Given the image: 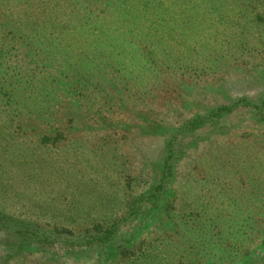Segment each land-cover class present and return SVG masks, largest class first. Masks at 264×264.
<instances>
[{
    "label": "rangeland",
    "instance_id": "374dc122",
    "mask_svg": "<svg viewBox=\"0 0 264 264\" xmlns=\"http://www.w3.org/2000/svg\"><path fill=\"white\" fill-rule=\"evenodd\" d=\"M6 1L5 11L11 14L12 23L31 37L35 0ZM199 1L179 0L178 22L168 26L180 33L178 51L185 52L197 66L185 72L186 78L147 88L145 106L127 99L117 81L108 78L103 86L117 99L100 118L63 100L54 105L62 119V128L56 131L45 130L29 117L17 118L16 131L10 134L11 147L2 157L6 173L0 177V213L12 218V225L36 227L37 233L45 234L42 238L56 241L19 250L9 242L10 232L0 231V264H134L128 255L183 232V224L191 217L182 218L183 213H190L183 209L184 204L206 181L215 192V181L210 178L221 176L220 166L236 181L263 179L264 113H260L254 117L256 122L237 123L227 135L209 136L208 129L186 134L191 143L174 161L165 204L150 214L149 207L135 210V204L143 203H138V197L151 195L153 183L158 181L172 129L202 114L204 106L227 105L240 97L252 99L264 91V0ZM188 10L203 13L194 25L184 20ZM23 12L31 19L23 17ZM193 26L198 27L197 34ZM203 37H207L203 44L213 45L208 52L197 46ZM2 48L3 65L28 92L35 90V76L40 74L35 67L39 64L35 39L22 43L0 37ZM154 56L145 51L150 61ZM174 71L183 74L182 69L172 67V71H161L159 80L175 76ZM230 120L235 123L236 119ZM57 131L62 138L53 143ZM44 136L51 142L42 147ZM112 228L110 240L99 247V238ZM253 239L252 249L245 253L234 249L229 254L227 250L226 264H264L261 217L255 219ZM111 253L117 255L110 258Z\"/></svg>",
    "mask_w": 264,
    "mask_h": 264
},
{
    "label": "trees",
    "instance_id": "16d2710c",
    "mask_svg": "<svg viewBox=\"0 0 264 264\" xmlns=\"http://www.w3.org/2000/svg\"><path fill=\"white\" fill-rule=\"evenodd\" d=\"M170 1L172 3L169 0H35V23H29L30 37L17 30L11 14L5 11L7 1L0 0V37L3 41L22 43H31L35 39V56L39 59L35 67L40 71L35 76V90L28 92L25 85L18 84L16 75L3 65L5 50L0 49L1 178L6 173L1 166L3 153H8L11 147L10 134L16 131L17 118L29 117L45 130L56 131L62 128L59 125L62 119L54 109L59 100L72 101L80 110H88L98 118L109 111L111 102L117 98L103 86V81L108 78L117 81L127 99L142 106H145L144 97L149 94L147 88L154 86L157 89L168 79L174 82L186 78L185 72L197 65L185 57V52L178 51L180 44L176 37L180 33L173 31L175 27L168 28L177 24L181 14V9L177 8L179 0ZM189 11L184 20L194 25L203 13ZM208 11L221 16L210 8ZM23 17L31 19L28 12H23ZM193 28L197 34L198 27ZM205 39L207 37L201 38L198 41L201 45L197 46L208 52L213 45L203 44ZM145 51L154 53L153 61L145 57ZM172 67L182 69L183 74L174 71L175 76L167 75L159 80L158 74L172 71ZM256 96L252 99L240 97L227 105L204 106L202 114L181 123L178 129H172V136L165 143L158 181L153 183L151 195L138 197V203L143 202V205L135 204V210L149 207L147 214H150L165 204L167 188L174 177V161L178 152L191 143L186 141V134L208 129L209 136L227 135L237 123L256 122L254 117L264 113V91ZM231 117L236 119L235 123ZM56 134L53 143L62 138L59 131ZM50 142V137L44 136L40 145L45 147ZM219 169L221 176L210 178L215 181V192L206 181L200 191L196 189L191 201L184 204L183 209L190 213H183L182 218L191 217L183 224L182 233L153 247L140 248L136 255L125 256L133 258L134 264H203L204 260L214 262L206 264H226L227 250L230 254L234 249L242 250V253L252 249L255 219L261 217L264 221V177L260 181H236L231 172L221 166ZM235 173L239 175L240 171ZM12 223V218L0 213V231L8 230L9 242L13 241L19 250L56 241L50 239L48 242L47 238H42L45 234L37 233L36 227ZM112 234L113 228L105 231L98 240L99 247L102 243L107 244ZM115 255L117 253H111L110 258ZM125 256L121 257L127 263Z\"/></svg>",
    "mask_w": 264,
    "mask_h": 264
}]
</instances>
